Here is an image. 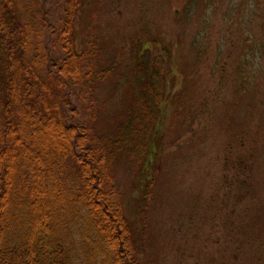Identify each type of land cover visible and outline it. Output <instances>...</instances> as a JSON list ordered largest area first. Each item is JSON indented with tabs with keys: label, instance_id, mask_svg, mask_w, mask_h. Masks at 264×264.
Wrapping results in <instances>:
<instances>
[{
	"label": "rangeland",
	"instance_id": "obj_1",
	"mask_svg": "<svg viewBox=\"0 0 264 264\" xmlns=\"http://www.w3.org/2000/svg\"><path fill=\"white\" fill-rule=\"evenodd\" d=\"M23 1L35 14L40 5L52 7ZM171 1L82 0L75 19L76 48L83 51L94 30L105 47L103 61L118 67L101 83L93 120L110 136L120 131L114 118L128 112L137 35L182 36L168 79L173 94L188 90V102L178 113L172 101L164 105L140 161L121 154L113 163L137 231L142 186L149 173L155 177L140 258L143 264H264V0H200L195 15L179 23Z\"/></svg>",
	"mask_w": 264,
	"mask_h": 264
},
{
	"label": "trees",
	"instance_id": "obj_2",
	"mask_svg": "<svg viewBox=\"0 0 264 264\" xmlns=\"http://www.w3.org/2000/svg\"><path fill=\"white\" fill-rule=\"evenodd\" d=\"M40 1L52 7L40 5L35 14L23 0H0V264H143L155 177L143 182L137 231L113 163L121 154L140 161L164 105L172 101L178 113L188 102V90L173 94L168 79L182 36L137 35L128 112L114 118L120 131L110 136L93 120L101 83L117 64L103 61L94 30L89 45L76 48L82 0ZM199 2L172 0L173 20L194 16Z\"/></svg>",
	"mask_w": 264,
	"mask_h": 264
}]
</instances>
